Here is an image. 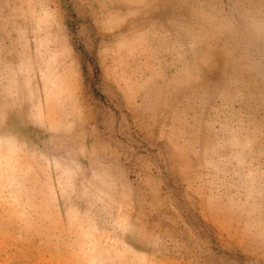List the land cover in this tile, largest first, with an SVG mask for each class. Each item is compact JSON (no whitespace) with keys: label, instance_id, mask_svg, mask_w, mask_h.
Listing matches in <instances>:
<instances>
[{"label":"rangeland","instance_id":"obj_1","mask_svg":"<svg viewBox=\"0 0 264 264\" xmlns=\"http://www.w3.org/2000/svg\"><path fill=\"white\" fill-rule=\"evenodd\" d=\"M0 264H264V0H0Z\"/></svg>","mask_w":264,"mask_h":264}]
</instances>
